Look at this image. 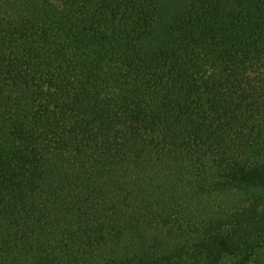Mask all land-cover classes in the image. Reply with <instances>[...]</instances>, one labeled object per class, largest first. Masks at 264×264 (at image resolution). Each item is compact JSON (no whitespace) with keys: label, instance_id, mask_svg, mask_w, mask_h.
Segmentation results:
<instances>
[{"label":"trees","instance_id":"trees-1","mask_svg":"<svg viewBox=\"0 0 264 264\" xmlns=\"http://www.w3.org/2000/svg\"><path fill=\"white\" fill-rule=\"evenodd\" d=\"M0 0V264H264V0Z\"/></svg>","mask_w":264,"mask_h":264},{"label":"rangeland","instance_id":"rangeland-1","mask_svg":"<svg viewBox=\"0 0 264 264\" xmlns=\"http://www.w3.org/2000/svg\"><path fill=\"white\" fill-rule=\"evenodd\" d=\"M51 1H53L54 3H56V4H59V5H60V2H59V0H51Z\"/></svg>","mask_w":264,"mask_h":264}]
</instances>
